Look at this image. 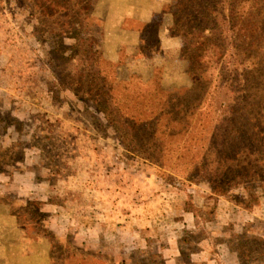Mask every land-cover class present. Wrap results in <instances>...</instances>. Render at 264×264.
<instances>
[{
	"label": "rangeland",
	"instance_id": "rangeland-1",
	"mask_svg": "<svg viewBox=\"0 0 264 264\" xmlns=\"http://www.w3.org/2000/svg\"><path fill=\"white\" fill-rule=\"evenodd\" d=\"M87 1L77 34L58 37L30 0H0V264H264V188L262 219L243 225L242 188L217 196L159 168L134 151L148 137L128 132L126 148L117 114L90 101L202 97L205 123L225 112L209 106L217 72L208 95L187 93L180 0Z\"/></svg>",
	"mask_w": 264,
	"mask_h": 264
},
{
	"label": "trees",
	"instance_id": "trees-1",
	"mask_svg": "<svg viewBox=\"0 0 264 264\" xmlns=\"http://www.w3.org/2000/svg\"><path fill=\"white\" fill-rule=\"evenodd\" d=\"M30 1L42 23L58 37L77 34L88 2ZM171 31L185 41L181 56L189 62L192 81L187 93L208 95L206 89L217 72L219 91H210L209 106L224 108L222 115L213 111V120L205 123L208 115L197 114L202 97L196 99L195 110L194 103L183 101L150 112L143 109L151 103L143 95L130 100L90 97V101L95 100L96 111L103 108L109 118L117 114L120 126L114 131L126 148V134L142 132L149 141L137 147L141 151L134 150L137 154L192 183L205 182L217 196L240 187L246 194L244 208L251 210L259 203L255 190L264 188V0H180ZM221 90L224 99L215 96ZM128 102L131 106L126 104L125 112L121 105ZM110 121L114 123L115 117ZM172 124L179 125L176 129Z\"/></svg>",
	"mask_w": 264,
	"mask_h": 264
},
{
	"label": "crops",
	"instance_id": "crops-1",
	"mask_svg": "<svg viewBox=\"0 0 264 264\" xmlns=\"http://www.w3.org/2000/svg\"><path fill=\"white\" fill-rule=\"evenodd\" d=\"M220 203H221V201H220ZM224 203V202H223ZM230 203H227V202H225V205L228 207V205H229ZM245 215H242V217H243V219H244V222H243V225H244V223H250V222H255L256 220H258V219H262L261 218V215H259L260 214V212L259 211H257L256 209H254V210H251V211H245V213H244ZM228 217V216H227ZM263 217H264V215H263ZM263 220H264V218H263Z\"/></svg>",
	"mask_w": 264,
	"mask_h": 264
}]
</instances>
